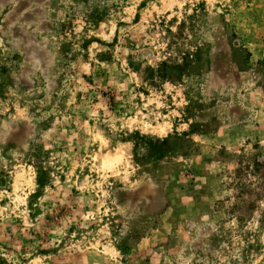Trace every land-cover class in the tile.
<instances>
[{
    "label": "rangeland",
    "instance_id": "374dc122",
    "mask_svg": "<svg viewBox=\"0 0 264 264\" xmlns=\"http://www.w3.org/2000/svg\"><path fill=\"white\" fill-rule=\"evenodd\" d=\"M0 264H264V0H0Z\"/></svg>",
    "mask_w": 264,
    "mask_h": 264
}]
</instances>
